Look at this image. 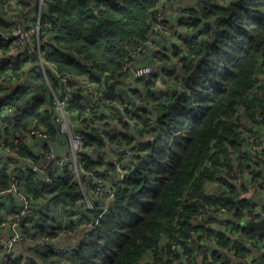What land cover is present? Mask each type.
Instances as JSON below:
<instances>
[{
    "label": "trees",
    "instance_id": "1",
    "mask_svg": "<svg viewBox=\"0 0 264 264\" xmlns=\"http://www.w3.org/2000/svg\"><path fill=\"white\" fill-rule=\"evenodd\" d=\"M157 2L45 0L44 29L54 41L46 57L60 73L84 80L87 87L79 88L80 94L101 90L110 78H116L105 97L117 98L127 75L116 73L128 53L146 38ZM186 14L190 20L182 26L184 36L156 52L148 51L146 55L158 61L151 62L153 72L137 80L135 87L128 86L136 102L134 109L126 111L129 121H122L121 114L107 106L98 125H90L83 133L85 146L96 150V160L89 162L91 169L105 166L111 170L112 163L101 152L106 145H138L134 158L123 167L127 177L115 188L112 201L105 205L90 199L89 210L79 199L76 183L56 179L45 189L47 197L32 199L24 234L32 240L55 237L61 226L43 213V207L55 211L61 206L66 217L81 215L78 222L83 227L77 231L72 253L33 247L25 254L16 253L9 264H168L169 243L188 235L193 227L190 221L200 209L207 204L223 205L219 195L208 191L219 178L216 166L223 160L231 168L237 163L243 169L249 158L238 141L235 124L223 119L239 107L249 115L253 108L264 109V0H195ZM28 95L49 102L43 82ZM81 100L80 96L71 103L79 119L85 115ZM34 122L54 134L49 115L39 118L36 111L17 130ZM132 126L138 128L137 134ZM10 145L29 154L21 139ZM7 186L3 170L0 190ZM26 191L38 196L31 176ZM251 205L236 200L232 207L240 217ZM6 211L5 199H0V218ZM87 223L92 228L86 234ZM236 229L255 235L238 226L231 233ZM230 244L229 237L221 235L220 245ZM222 259L223 264H230L221 254L213 255L214 261Z\"/></svg>",
    "mask_w": 264,
    "mask_h": 264
},
{
    "label": "built area",
    "instance_id": "2",
    "mask_svg": "<svg viewBox=\"0 0 264 264\" xmlns=\"http://www.w3.org/2000/svg\"><path fill=\"white\" fill-rule=\"evenodd\" d=\"M194 1L158 0L146 38L128 53L126 62L116 73L127 75L124 81L130 88L153 72V67L143 65V61L148 58V51L153 53L162 48L158 39L164 36L173 42L184 36L182 26L190 20L186 12L193 8ZM45 14V0H0V172L5 170L8 175L7 188L0 190V199H5L7 205V211L0 218V264H9L22 247L26 250L49 247L53 252L71 254L77 231L83 227L78 222L81 215L66 217L61 206L55 211L44 206L43 213L52 215L61 229L55 237L32 240L24 234L28 225L24 220L32 211V199L47 197L45 189L53 186L56 179L69 178L79 186V199L89 210L93 198L106 205L112 201L115 188L127 177V169L123 167L134 158L138 147L137 144L112 148L106 145L101 152L112 163L111 170L105 166L90 168L89 162L96 160V150L85 146L83 133L90 125H98L107 106L127 122L126 111L134 107L119 94L114 99L105 97L116 78H110L101 90L79 93V88L87 87L84 80L60 73L57 65L46 57L52 53L54 41L44 29ZM41 82L45 84L49 102L41 101V96L28 95L38 90ZM157 84L162 85L160 81ZM80 96L85 114L82 119L76 118L71 110L73 99ZM34 111L39 118L49 115L54 134L46 125L35 122L17 130L23 119ZM223 121L235 124L238 141L249 156L246 167L241 169L236 163L231 168L223 160L216 166L219 178L208 186V191L219 197H231L232 202L221 201L223 205L217 208L207 204L200 209L190 221L193 227L188 235L169 243L168 264H223L225 259L213 260L215 253L228 259L230 264H264V232L251 231L243 225L264 220V109L253 108L249 115L239 107ZM132 132L137 134L138 128L132 126ZM18 139L29 154H22L17 146L10 145ZM30 176L37 197L26 191ZM236 200L252 203L240 217L232 207ZM235 226L255 235L248 236L241 229L231 233ZM84 227L87 234L91 223ZM221 235L229 237V247L220 245ZM66 239L68 242L64 243Z\"/></svg>",
    "mask_w": 264,
    "mask_h": 264
},
{
    "label": "water",
    "instance_id": "3",
    "mask_svg": "<svg viewBox=\"0 0 264 264\" xmlns=\"http://www.w3.org/2000/svg\"><path fill=\"white\" fill-rule=\"evenodd\" d=\"M134 75L131 76V79H134ZM117 93L125 100L126 103L131 105L132 107L136 106L135 100L131 97L129 91L126 88H119L117 90ZM221 201L231 203L232 198L231 197H226L222 196L219 197ZM245 228L251 231H257V232H264V220L257 222V223H244L243 224Z\"/></svg>",
    "mask_w": 264,
    "mask_h": 264
},
{
    "label": "crops",
    "instance_id": "4",
    "mask_svg": "<svg viewBox=\"0 0 264 264\" xmlns=\"http://www.w3.org/2000/svg\"><path fill=\"white\" fill-rule=\"evenodd\" d=\"M178 1H179L180 3L184 2V0H178ZM174 16H175V15H174ZM164 38H165V37L163 36V37L160 38V40L162 41V40H164ZM166 40H167L166 42H171V41H169L167 38H166ZM161 45L164 46L165 44H164V43H163V44L161 43ZM151 62H154V60L151 59V57L148 56V58L143 62V65H144V64L151 65ZM151 66H152V65H151ZM152 67H153V66H152ZM157 85H158V84H157ZM129 87H130V86H129ZM158 87L161 88V89H164V86H162V85H158ZM123 88H128V84L125 83V85L123 86ZM112 159H113V158H112ZM19 254H22V253H19Z\"/></svg>",
    "mask_w": 264,
    "mask_h": 264
},
{
    "label": "rangeland",
    "instance_id": "5",
    "mask_svg": "<svg viewBox=\"0 0 264 264\" xmlns=\"http://www.w3.org/2000/svg\"><path fill=\"white\" fill-rule=\"evenodd\" d=\"M167 40H166V37L164 38V40H162V41H160L159 43H164L165 45H167V44H169V42H166ZM153 70H154V67H153ZM91 228H92V225H91ZM77 237H78V235H77ZM76 237V238H77ZM64 243H67L68 242V240L66 239V240H64L63 241ZM26 248L25 247H22L17 253H22V254H25L26 253ZM145 261L147 262V258H145Z\"/></svg>",
    "mask_w": 264,
    "mask_h": 264
}]
</instances>
